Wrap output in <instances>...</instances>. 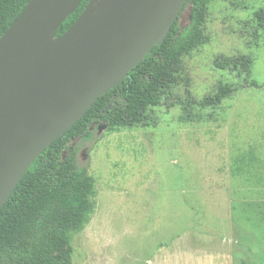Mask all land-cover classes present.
<instances>
[{
    "label": "rangeland",
    "instance_id": "rangeland-1",
    "mask_svg": "<svg viewBox=\"0 0 264 264\" xmlns=\"http://www.w3.org/2000/svg\"><path fill=\"white\" fill-rule=\"evenodd\" d=\"M203 29L148 125L94 122L69 141L93 193L67 233L68 264H264V0H214ZM239 55L250 73L218 67ZM221 84L236 89L200 105Z\"/></svg>",
    "mask_w": 264,
    "mask_h": 264
},
{
    "label": "water",
    "instance_id": "water-1",
    "mask_svg": "<svg viewBox=\"0 0 264 264\" xmlns=\"http://www.w3.org/2000/svg\"><path fill=\"white\" fill-rule=\"evenodd\" d=\"M30 0L0 38V209L39 155L167 37L187 0Z\"/></svg>",
    "mask_w": 264,
    "mask_h": 264
},
{
    "label": "trees",
    "instance_id": "trees-1",
    "mask_svg": "<svg viewBox=\"0 0 264 264\" xmlns=\"http://www.w3.org/2000/svg\"><path fill=\"white\" fill-rule=\"evenodd\" d=\"M29 1L0 0V38ZM89 1H81L56 36L74 24ZM212 1L187 0L185 7L191 5L188 25L181 28L177 19L161 44L154 46L120 84L97 98L86 114L34 161L0 209V264H68L67 233L80 227L93 193V178L78 165L77 152L69 149V141L90 138L94 122L108 123L109 129L148 125L149 110L162 105L164 95L178 83L183 56L208 41L203 24ZM252 62L250 56L239 55L218 60L217 65L250 73ZM252 85L258 86L257 82ZM235 89L221 84L214 95L199 103L204 107L219 105ZM9 251L24 255L13 261L5 256Z\"/></svg>",
    "mask_w": 264,
    "mask_h": 264
},
{
    "label": "crops",
    "instance_id": "crops-1",
    "mask_svg": "<svg viewBox=\"0 0 264 264\" xmlns=\"http://www.w3.org/2000/svg\"><path fill=\"white\" fill-rule=\"evenodd\" d=\"M152 264V263H151Z\"/></svg>",
    "mask_w": 264,
    "mask_h": 264
}]
</instances>
